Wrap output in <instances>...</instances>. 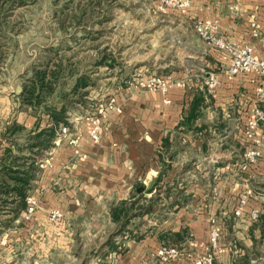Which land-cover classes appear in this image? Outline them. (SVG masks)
I'll use <instances>...</instances> for the list:
<instances>
[{
    "label": "crops",
    "instance_id": "obj_1",
    "mask_svg": "<svg viewBox=\"0 0 264 264\" xmlns=\"http://www.w3.org/2000/svg\"><path fill=\"white\" fill-rule=\"evenodd\" d=\"M181 17L186 22L173 26L176 33L169 52L161 49L171 60L158 65L165 70L161 74L178 83L168 94L138 86L118 90L121 112H110L103 120L99 142L89 138L90 118L75 116L66 126L70 125V135L81 137L80 153L66 140L56 144L61 124L52 147L36 157L38 171L29 192L42 191V210L30 220L33 233L76 237L82 233L76 223L82 220L90 226L83 232L101 238L112 227L125 225L124 249L112 247L111 264H194L209 250L211 217L222 229L215 264H242L238 258L249 264L257 245L264 243V151L249 170L241 169L255 139L264 145V124L254 138L246 133L257 106L258 77L229 75L228 56L200 39L194 29L197 20L217 22L220 36L239 44L253 43L257 56L264 59V0H192ZM251 23L257 25L258 38L252 37ZM153 70L152 76L157 74L156 67ZM210 74L221 82L211 94L204 84ZM201 91L206 94L200 117L185 125L194 96ZM261 107L264 110V104ZM32 110L15 122L29 130L37 125L39 130L52 127L48 116L34 115ZM9 125L0 128V169L10 146L3 139ZM241 199L246 205L237 217ZM135 200L130 222H115L112 209ZM53 209L65 214L59 227L49 222ZM253 210L259 212L257 220L251 219ZM162 246H177L189 254L162 263L157 257Z\"/></svg>",
    "mask_w": 264,
    "mask_h": 264
},
{
    "label": "rangeland",
    "instance_id": "obj_2",
    "mask_svg": "<svg viewBox=\"0 0 264 264\" xmlns=\"http://www.w3.org/2000/svg\"><path fill=\"white\" fill-rule=\"evenodd\" d=\"M187 11L162 6V0H0V128L8 122L12 127L33 108L22 106L19 95L36 70L60 68L63 90L56 92L67 94L69 120L93 118L108 98L152 76L154 67L155 76L166 75L158 65L170 62L171 57L161 49L169 52L176 33L173 26L186 22L181 16ZM155 49L159 61L154 66ZM81 76L88 79L89 87L72 92ZM61 104L59 100L58 107ZM42 112L32 110L34 115ZM38 192L28 194L38 204L32 214L26 208L18 217L11 211L0 213V264H111L112 247L124 249L125 225L112 227L101 238L83 232L90 226L81 224L82 220L76 223L82 230L76 237L33 233L30 220L42 210V191ZM11 208L13 204L8 205ZM54 210L59 209L49 211L48 219ZM49 222L59 227L65 223V214L57 223ZM257 248L249 264H264L263 241ZM238 261L247 264L243 258Z\"/></svg>",
    "mask_w": 264,
    "mask_h": 264
},
{
    "label": "built area",
    "instance_id": "obj_3",
    "mask_svg": "<svg viewBox=\"0 0 264 264\" xmlns=\"http://www.w3.org/2000/svg\"><path fill=\"white\" fill-rule=\"evenodd\" d=\"M192 0H162V6H171L172 8L188 10L191 6ZM194 29L200 39L207 42L213 48L224 52L229 58V65L227 73L231 76H237L240 74L255 75L258 77V87L256 90V103L257 106L253 109L252 118L248 122L247 135L254 138L255 131L261 125L264 124V110L261 107L264 104V59L257 56V50L253 43L239 44L233 40L224 38L218 33L217 22H205L197 20ZM252 37L258 38L259 32L257 30L256 23H251ZM178 83L174 81L172 76H149L145 80L140 81L137 86L146 91H158L162 94H168ZM206 91L211 94L217 87L221 85L215 74H210L204 81ZM169 103V100L165 101ZM110 112H121L117 104L116 97L108 98L105 105L101 106L98 113L93 118H90L91 129L89 132V138L94 143L101 140V134L103 131V120ZM69 127L65 125L60 126V130L57 135L56 144L60 140H66L70 146L75 148L76 154L81 151V137L79 135H70ZM255 144L247 150L244 156V161L241 164V169L244 171L249 170L254 166L263 155L264 145L261 139H255ZM26 212L32 214L35 208L38 207L37 200L28 195L26 198ZM246 205V200L241 199L239 207L235 211L237 217L242 216L243 207ZM252 220H257L259 212L253 210L250 213ZM63 218V212L61 210H54L51 212L49 220L52 223H57ZM209 231V250L206 255L197 257L194 260V264H214L215 253L218 250L219 243L222 237V229L218 223L216 217H211ZM184 249L177 246H162L158 252L157 257L162 263H169L175 260H179L188 255Z\"/></svg>",
    "mask_w": 264,
    "mask_h": 264
},
{
    "label": "trees",
    "instance_id": "obj_4",
    "mask_svg": "<svg viewBox=\"0 0 264 264\" xmlns=\"http://www.w3.org/2000/svg\"><path fill=\"white\" fill-rule=\"evenodd\" d=\"M60 68L57 70H36L29 79V84L24 86L19 97L22 106L39 108L48 116L52 127L39 130V126L29 130L24 126L13 122L3 135V139L10 142V146L4 151L0 169V195L6 197L0 206V213L12 212L15 217L27 207L26 198L32 181L35 180L38 166L36 157L52 147V139L61 124H68L67 94L58 93L60 88ZM90 82L87 78L79 77L72 86V92L77 89H87ZM63 85V84H62ZM206 92H198L191 103L190 113L184 119L185 125L200 117V109L205 102ZM59 100L62 106L59 108ZM64 101V102H63ZM66 102V103H65ZM183 123V125H184ZM189 126H191L189 124ZM23 139V143H19ZM13 208L8 209V205ZM7 207V208H4ZM136 209V200L130 206L126 202L112 209L111 214L115 222L124 219L126 224L133 216Z\"/></svg>",
    "mask_w": 264,
    "mask_h": 264
},
{
    "label": "water",
    "instance_id": "obj_5",
    "mask_svg": "<svg viewBox=\"0 0 264 264\" xmlns=\"http://www.w3.org/2000/svg\"><path fill=\"white\" fill-rule=\"evenodd\" d=\"M142 191V188L138 189V192H141Z\"/></svg>",
    "mask_w": 264,
    "mask_h": 264
}]
</instances>
